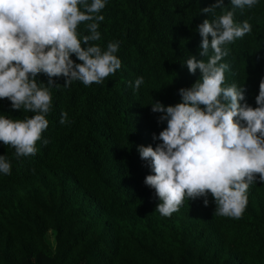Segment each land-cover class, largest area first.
<instances>
[{"label": "trees", "instance_id": "1", "mask_svg": "<svg viewBox=\"0 0 264 264\" xmlns=\"http://www.w3.org/2000/svg\"><path fill=\"white\" fill-rule=\"evenodd\" d=\"M215 2L106 0L101 38L91 43L106 50L118 42L121 68L87 87L79 81L64 87L63 76L53 78L60 86L49 89V126L35 156L17 158L0 142V155L11 164L10 175L0 173V264H264V183L249 186L240 219L216 215L211 194L207 207L204 197H186L165 217L156 211L161 201L155 190L144 183L154 174L150 161L138 151L162 143L154 136L167 127L152 103L174 106L182 102L179 89L201 79L199 70L189 73L186 61L202 58L197 29L215 17L201 9ZM223 4L216 15L234 11L236 23L252 25L227 45L223 87H245L246 102L255 108L264 79V0L243 10L231 0ZM77 32L81 39L88 34L84 23ZM139 77L144 83L134 90L130 82ZM36 79L47 86L45 74ZM62 112L68 114L63 125ZM0 115L15 120L35 113L14 110L3 99Z\"/></svg>", "mask_w": 264, "mask_h": 264}, {"label": "clouds", "instance_id": "2", "mask_svg": "<svg viewBox=\"0 0 264 264\" xmlns=\"http://www.w3.org/2000/svg\"><path fill=\"white\" fill-rule=\"evenodd\" d=\"M257 3L231 0L233 8L241 10ZM105 4L106 0L90 4L88 0H0V100H9L14 110L35 113L15 120L0 115V142L14 148L17 158L37 153V142L49 126V89L60 86L53 78L63 76L64 87L73 81L87 87L101 84L121 68L115 55L118 42H110L106 50L91 43L101 38L98 28L104 16L99 13ZM223 8V0H216L201 9L215 18L205 19L197 29L202 58L190 56L186 61L189 73L199 70L201 79L190 88L179 89L182 102L174 106L152 103V112L162 113L159 121L167 123L154 136L162 143L155 148L138 147L141 159L150 161L154 173L144 183L155 190L161 201L156 211L165 217L178 211L186 197H204L207 207L211 194L216 215L240 219L249 186L264 183V79L255 108L246 102L245 87L235 83L223 87L229 70L222 62L229 55L227 45L250 33L252 25L247 20L236 23L234 11L216 15ZM82 23L88 34L81 39L77 29ZM73 54L80 63L71 58ZM41 73L48 77L46 87L37 83ZM143 83L139 77L130 86L138 90ZM67 115L61 113L62 125ZM0 173L11 174L4 155H0Z\"/></svg>", "mask_w": 264, "mask_h": 264}, {"label": "rangeland", "instance_id": "3", "mask_svg": "<svg viewBox=\"0 0 264 264\" xmlns=\"http://www.w3.org/2000/svg\"><path fill=\"white\" fill-rule=\"evenodd\" d=\"M47 240H48V243H50V245L52 247H54L55 245V233L53 231H50L48 236H47Z\"/></svg>", "mask_w": 264, "mask_h": 264}]
</instances>
